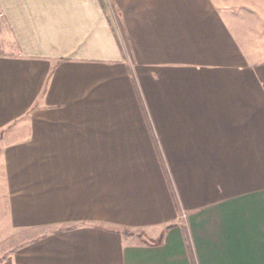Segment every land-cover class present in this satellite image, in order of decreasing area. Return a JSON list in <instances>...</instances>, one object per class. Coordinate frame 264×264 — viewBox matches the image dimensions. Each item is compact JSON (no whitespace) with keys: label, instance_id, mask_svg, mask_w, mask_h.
Masks as SVG:
<instances>
[{"label":"crops","instance_id":"crops-1","mask_svg":"<svg viewBox=\"0 0 264 264\" xmlns=\"http://www.w3.org/2000/svg\"><path fill=\"white\" fill-rule=\"evenodd\" d=\"M228 9L0 0V264H264V43Z\"/></svg>","mask_w":264,"mask_h":264},{"label":"rangeland","instance_id":"rangeland-1","mask_svg":"<svg viewBox=\"0 0 264 264\" xmlns=\"http://www.w3.org/2000/svg\"><path fill=\"white\" fill-rule=\"evenodd\" d=\"M221 1L228 4V8H229L228 11L231 16L229 19L234 24L236 23V21L238 22V20H240L242 12L244 14V17L242 19L244 21L243 25L246 26L247 28L248 27L250 28L254 24L257 25V21H259L260 23L259 27L261 28L260 33L262 36L261 41H263L264 43V0H221ZM238 6L239 8H243V10H238ZM248 12L253 13L252 15L254 17H252L251 14H249ZM0 37L3 39L2 42L0 43V48L3 50H11L13 48V43L10 39L11 37L9 33L7 32V28L0 29ZM3 225H4L3 229L10 228V223L9 221L7 222V220ZM138 237L141 239V241L155 242V243L158 242L157 239H151L143 234H139Z\"/></svg>","mask_w":264,"mask_h":264},{"label":"trees","instance_id":"trees-1","mask_svg":"<svg viewBox=\"0 0 264 264\" xmlns=\"http://www.w3.org/2000/svg\"><path fill=\"white\" fill-rule=\"evenodd\" d=\"M156 243H158V242H156Z\"/></svg>","mask_w":264,"mask_h":264}]
</instances>
